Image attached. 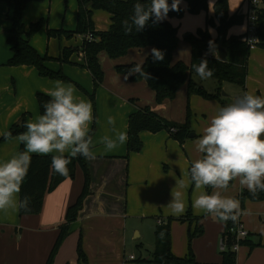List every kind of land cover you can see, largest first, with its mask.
Here are the masks:
<instances>
[{
    "label": "crops",
    "instance_id": "obj_1",
    "mask_svg": "<svg viewBox=\"0 0 264 264\" xmlns=\"http://www.w3.org/2000/svg\"><path fill=\"white\" fill-rule=\"evenodd\" d=\"M67 1H63L64 9ZM181 6L185 7L182 1ZM45 11L42 4L29 3L23 13L25 29L28 30L31 23L44 19L42 15ZM77 11L78 6L72 14L73 24L67 28H49L47 18V24L34 35L31 45L41 56L46 55L53 59L46 62V66L54 72L61 71L71 81L65 83L75 86L77 97L88 100L83 93L90 94L88 91L91 92L93 88V79L83 65L85 61L81 52L82 36L76 35L79 43L75 46H71L68 41L54 46L55 37L51 39L47 36L48 29L74 32ZM98 12L94 11L92 16L94 30L107 31L111 24L110 15ZM235 12H229V15ZM10 13V6L6 2H0V138L11 131L14 124H19L23 115H26L27 122L35 121L39 116L36 94L40 92L47 95L56 81L40 77L33 67L6 65L11 57L7 43ZM173 20L177 19L170 20L172 25ZM239 27L230 30V34L243 35L244 24L242 28ZM43 33L46 35L45 48L38 45L42 42L39 39ZM178 36L180 38L179 32ZM64 48L74 51L68 57L67 54L63 56ZM151 49H131L124 57L116 60L108 59L104 53L99 55L101 67L108 73L103 78L97 95L105 96L103 99L106 108L94 121L96 130L92 138L97 158L86 160L90 175L89 195L85 198L77 219L69 225L68 235L60 245L52 264H155L151 262L155 249L154 233L159 226H166L169 220L170 246L174 256L187 258L189 234L200 231L190 243L195 264H225L219 250L224 223L192 207L202 188H193L191 196L188 195L194 185L190 180L189 170L192 162L200 158L195 142L188 138L179 143L163 130L157 133L141 132L139 138L142 149L139 152L128 153L127 142L114 151L104 152V146L100 143L103 136L111 135L108 116L115 118L118 130L127 133L129 116L136 110L148 107L155 114L163 115L160 110L166 105L161 106L155 102L154 93L145 82H132L130 75L125 79L126 74L114 71L118 65L143 63ZM59 58H67L68 61H55ZM178 58L174 52L173 60L182 61ZM254 59L256 65L250 67L249 56L245 86L233 85L236 89L234 96L248 92L264 97V47L257 50ZM182 62L187 65L190 63ZM224 84L226 83L221 85V90L225 88ZM214 114L210 112V117H205V127ZM200 132L203 129L192 134L195 137ZM16 136L0 142V163L20 152L21 143L16 140ZM261 138L264 139V136ZM82 187L83 173L77 168L74 179L64 180L45 197L41 213L20 216L16 211L0 212V264H45L65 221L67 209L76 201ZM172 190L179 193L185 205L183 214L174 215L167 206L172 199ZM209 191L211 194L214 189L211 187ZM244 191L248 190L242 188L239 178H236L232 187L224 193L226 197L239 200L240 220L248 231L247 239L234 254L235 264H264V200L253 202L242 199ZM132 219L152 221V226H145V237L141 229H130L128 221ZM133 233L135 240L138 238V246H149L146 248V256L126 254L125 247L130 243ZM79 245L81 254L78 252ZM129 256L134 259L130 260Z\"/></svg>",
    "mask_w": 264,
    "mask_h": 264
},
{
    "label": "trees",
    "instance_id": "obj_2",
    "mask_svg": "<svg viewBox=\"0 0 264 264\" xmlns=\"http://www.w3.org/2000/svg\"><path fill=\"white\" fill-rule=\"evenodd\" d=\"M44 0H0L6 2L11 13L8 15L10 21L9 37L7 43L10 46L11 57L6 62L7 66L33 67L38 75L42 78L51 80H62L71 82L61 71L54 72L46 66V62L53 59L41 56L38 51L31 45V39L47 23L46 20L40 19L35 23H31L28 30L25 29L23 23V13L26 6L31 2H42ZM78 11L76 29L74 32H66L64 30H47L48 38L79 35L84 36L91 33L94 39L92 41L83 40L81 52L84 54L83 64L85 69L89 71L93 79L94 92L101 85L104 73L99 61L101 53L106 54L108 59L116 60L124 57L131 49H142L146 47L158 48L165 52V58L161 62H153L149 54L144 62L143 68L151 74V79H144L137 75H130L132 82H145L147 87L153 91L154 100L157 104H161L165 100H173L178 90L186 85L187 99L192 95H198L206 100L217 99L221 106L230 104L228 101L220 100L221 85L228 83L239 87L245 86L247 75V64L250 56V49L246 42L242 40L243 35H231L230 30L235 27L242 26L243 16L238 12L229 15L228 0H214L212 6L213 15L208 18L203 28H198L195 33L184 35V39L188 42L190 48V63L187 65L182 61L175 62L173 60L174 52L177 48L179 36L178 28L174 27L171 19L181 20L185 11L190 15H197L200 12H207L209 0H181L185 7L180 4L179 11H170L168 18L158 24H153L150 20L143 31L135 32L126 35L122 26V21L129 19L133 14V6L138 0H76ZM264 5V0H261ZM140 3L147 5L150 0H139ZM172 0H169L171 4ZM94 11H103L110 15V26L107 31L96 32L92 16ZM210 29L215 30L216 36L210 34ZM257 37L259 40L258 46L264 47V6L259 11L257 21ZM212 40L216 46V54L207 55L206 59L209 63V68L214 69V75L211 77L217 83L216 94H209L202 87H199L192 80L194 71L193 65L198 64L201 58L205 57L208 51V42ZM223 47L227 52L225 62L217 59V47ZM72 49H63L62 54L70 56ZM57 62H67V58L56 59ZM134 64L118 65L115 71L119 74H127L128 70ZM197 75V74H196ZM81 91H83L81 89ZM91 102L94 104V93L90 94ZM50 97L43 93L36 94V102L39 110V115L44 111L43 105ZM189 110V109H188ZM96 118V114L94 115ZM27 122L26 115L21 117L19 124H14L11 131V136L18 135L24 131ZM95 123V122H94ZM91 127L90 135L95 133V124ZM167 131L179 143H183L192 134L189 126L188 117L184 124H176L169 122L159 115L155 114L148 107L136 110L129 116L127 129V152H139L142 149V143L139 138L141 132L157 133ZM3 135L0 142L7 140L9 137ZM24 145L21 143L20 152L23 151ZM51 155L40 156L32 155L31 165L28 174L22 185L19 194L22 199L28 196L30 200L31 211L25 213L19 211V215H37L41 213L43 201L45 197L51 193L61 182L66 179H74L75 171L80 168L83 173V187L76 201L71 205L66 212V217L63 225L60 227L59 235L50 251L45 264H52L58 249L68 235L69 225L77 219L79 211L82 209L85 198L89 195L90 175L86 165V160L83 157L73 158L68 165L69 173L66 176L57 174L51 168ZM211 189V186H208ZM242 199H248L253 202L263 201L264 192H260L253 197L249 191L242 192ZM178 220H181L179 218ZM170 220L166 226L156 228L155 249L152 253V261L155 264H195L194 257L191 251V240L199 235L200 231H195L189 234L188 257L178 258L171 252L170 244ZM231 224H225L222 237L227 239V245L230 248L232 244L231 236L228 232ZM79 254L82 253L81 246H78ZM225 264H235V255L230 250L222 253Z\"/></svg>",
    "mask_w": 264,
    "mask_h": 264
},
{
    "label": "clouds",
    "instance_id": "obj_3",
    "mask_svg": "<svg viewBox=\"0 0 264 264\" xmlns=\"http://www.w3.org/2000/svg\"><path fill=\"white\" fill-rule=\"evenodd\" d=\"M181 0H150L147 5L139 2L133 6V14L122 21L126 35L143 31L148 22H163L170 11L180 10ZM212 31L211 29L209 30ZM214 41L208 42V51L193 68L201 80L213 77L214 69L209 68L207 55L216 54ZM153 62H161L165 52L152 48ZM139 75L148 80L151 74L136 63L125 76ZM76 88L71 83L56 80L47 95L50 99L43 105L44 111L35 121L26 122V131L15 138L24 145V151L18 152L7 161L0 163V212L31 211L28 196L22 199L19 194L28 174L32 154L52 155L51 168L57 174L66 176L68 165L73 158L83 157L95 160L97 153L90 125L95 121L91 100L75 95ZM111 126V135L100 139L104 152H111L125 144L128 135L116 127L115 118L107 117ZM5 137L11 133H5ZM264 97L248 92L237 97L225 106H216L215 114L203 129V134L195 141L196 151L202 156L192 162L190 180L196 189L211 186L213 189L227 191L229 182L239 178V184L253 197L264 192ZM67 154V155H65ZM104 153H101L103 155ZM174 190V189H173ZM172 190V199L167 205L174 215L183 214L185 205L179 193ZM194 209L202 210L219 222H236L239 216L240 202L234 197L222 196L220 192L201 193L193 201Z\"/></svg>",
    "mask_w": 264,
    "mask_h": 264
},
{
    "label": "rangeland",
    "instance_id": "obj_4",
    "mask_svg": "<svg viewBox=\"0 0 264 264\" xmlns=\"http://www.w3.org/2000/svg\"><path fill=\"white\" fill-rule=\"evenodd\" d=\"M63 1L64 0H51L50 2H48L47 0H44L42 2H35L36 4H42V6H44V8L46 9V11L42 15V17H44V19L46 21L48 18L49 28H67L68 25L73 24L72 23V21H73L72 14H73L74 9H76V7H77V1L76 0H68L66 3L65 9H64ZM228 3H229V12H231V13H233L235 11L244 12L246 10V5H247L246 0H228ZM212 6H213V0H209V6H208L207 12H200L197 15H190L185 11V14L181 20H173V25L178 28V32L180 35L178 45H177V48L175 50L176 57H179L178 59H181L182 61H186V63H189V61H190V48H189L188 42L184 39L183 36L186 34H189V33H195V31L198 28H203L205 26L206 20L208 18H211V16L213 15ZM263 6L264 5L262 3L260 5V10L263 8ZM98 13L106 14L103 11H99ZM239 28H242V26H240ZM235 29L236 28H233V30H235ZM211 30L212 31L210 32V34L213 37H215L216 36L215 30H213V29H211ZM240 30L241 29H239V31ZM76 37L77 36L76 35L74 36V34L72 36H68V37H63V36L56 37L54 39V42H55L54 46H56L58 43L62 45L66 41H68L71 46H75L77 43H79L76 41L77 40ZM51 39H53V38H51ZM39 40L42 41L40 44H38L39 47L45 48L46 35L44 33L42 35V38ZM257 47H258V49L250 50V52H251V55H250L251 61L249 63L250 67L251 66L253 67L254 64L256 65L254 56H255L257 50H259L260 48L261 49L263 48V47H259L258 45L256 46V48ZM105 71L106 70L103 69L104 77L108 73L107 71L106 72ZM192 80L194 81V83H196L197 86L202 87L209 94H216L217 83L214 79L210 78L207 80H201L198 75L193 74ZM224 86H225V88H223V90H221V93H220V95H221L220 100H222V101L224 100V101H228L229 103H232V100L234 97L241 96V95L234 96V94L236 93L235 92L236 89L234 88L233 85L226 83V84H224ZM99 88L100 87H98V89ZM98 89H96V91L94 92V87H93L91 89V92L88 91L90 94L94 93V104L92 103V105H93V114L94 115L96 114V118L106 108L104 105V99H103L105 96L100 97L99 95H97ZM223 91H225V94L227 96L223 95L224 94ZM83 94L87 96L88 100L91 99L89 97L90 94H85V93H83ZM159 105H161V106L166 105V107H164V108L162 107V109L160 110L164 116L159 114L160 116L166 118L165 120L172 121L176 124H184L187 117H188L191 133H194V134L196 133V131H201V129L205 128V121H204L205 117L206 118L210 117L209 116L210 112L215 113L217 105L221 106L220 102L217 99L206 100V99H203L202 97H200L198 95H192L190 99H187L186 85H184L183 87H181L178 90V92H177V94L173 100H165L164 102H162ZM96 118H95V121H96ZM202 134H203V132H200V134L196 135L193 138H190V140L195 142L196 139H198V137ZM199 154H200V158H201L202 154L201 153H199ZM233 182H234V180L229 182V187L227 190H229L232 187ZM193 188H195L194 185H192L191 189L188 191L189 197L191 196V192H192ZM214 191L220 192L222 196H224V193L226 192L223 189H214ZM202 192L210 194L208 186L202 188L201 193ZM128 223H129L131 230L134 229L135 231H138L139 229H141V231L144 235L143 237H145V232H144L145 226H147L148 224H151V226H152V221H150V220L132 219V220L128 221ZM130 233H131V231H130ZM128 240H129V238H128ZM137 241H138V238H136V240H135V234L133 233V236L130 240V243L127 244L125 247L126 254L131 253L137 257L146 256L147 255L146 254V248L149 246L144 244V246H142V248H141L140 246L137 245L138 244ZM151 241H152V238H150V242Z\"/></svg>",
    "mask_w": 264,
    "mask_h": 264
},
{
    "label": "built area",
    "instance_id": "obj_5",
    "mask_svg": "<svg viewBox=\"0 0 264 264\" xmlns=\"http://www.w3.org/2000/svg\"><path fill=\"white\" fill-rule=\"evenodd\" d=\"M246 10L241 13L243 16V22L245 26V31L243 34L242 40L246 42L247 46L250 50L256 48V46L259 43L258 37H257V21H258V14L260 11V5L262 4L261 0H246ZM83 40L86 41H92L94 37L91 33H88L84 36H82ZM82 57L84 59V54L82 53ZM237 97H234L232 102ZM231 224V226L228 229V232L232 239V244L230 248L227 245V239L222 237L219 242V250L221 253H224L228 250L232 252L233 254H236L242 244L243 241H245L248 237V231L244 228L241 220H240V212L239 216L236 222H233L229 220L226 224ZM225 226V224H224ZM130 260H133V256H129Z\"/></svg>",
    "mask_w": 264,
    "mask_h": 264
},
{
    "label": "water",
    "instance_id": "obj_6",
    "mask_svg": "<svg viewBox=\"0 0 264 264\" xmlns=\"http://www.w3.org/2000/svg\"><path fill=\"white\" fill-rule=\"evenodd\" d=\"M217 59H218L219 61H223V62H225L226 59H227V52H226V50H225L223 47H221V46H218V47H217ZM223 95H225V94H223ZM192 137H194V134H190V135H189V138H192Z\"/></svg>",
    "mask_w": 264,
    "mask_h": 264
}]
</instances>
